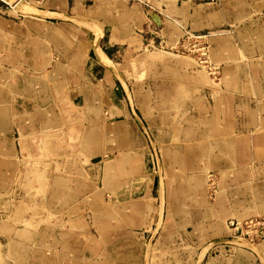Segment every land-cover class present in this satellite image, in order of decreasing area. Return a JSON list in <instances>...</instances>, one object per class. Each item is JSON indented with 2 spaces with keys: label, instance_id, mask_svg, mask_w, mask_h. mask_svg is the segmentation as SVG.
<instances>
[{
  "label": "crops",
  "instance_id": "crops-1",
  "mask_svg": "<svg viewBox=\"0 0 264 264\" xmlns=\"http://www.w3.org/2000/svg\"><path fill=\"white\" fill-rule=\"evenodd\" d=\"M27 1L42 13L72 14L97 20L102 24V34L100 28L95 31L64 22L26 17L17 13L5 0H0V176L4 178V183L11 180L13 173L20 169V156L27 158L35 153L29 150V139L42 137L39 135L46 130L60 128V123L64 121L59 116L63 112L59 105L58 112L50 96L44 95V75L51 79L50 89L60 95L65 86L58 82V78L65 71L70 74L72 69L80 74L92 63L93 58L102 68L113 72L112 65L123 64L130 51L140 48L167 50L165 46L177 42L184 29H189L207 34L212 59L220 66L224 86H216L214 80L189 57L173 55L166 62L173 65L170 69L180 75L182 81L175 82L176 93L171 96L174 99L165 97L164 91L165 94L160 93L164 108H179L183 104L188 108L190 118L200 122L202 120L208 126H186L184 129L174 127L176 130L166 126L162 127L157 136L159 142L164 144L161 152L168 188V221L163 227V240L159 241L152 262L195 264L198 254L208 242L230 237V221L259 216L264 218V165L249 163L247 152L250 149L237 145L239 139H246L249 134L246 131L248 123L261 130L258 124V121L264 120L261 111L259 114L253 111V119L241 116L238 131L213 132L212 125L216 117L214 111L219 113L221 122L229 121L230 114H227L224 107L237 106L239 99V107L245 106L244 101L251 99L256 100L257 106L264 105V0H92V3H89L91 0ZM149 12L158 15V24L149 16ZM100 39L101 49L98 46ZM156 57L157 53L145 55L148 62H153ZM147 85L143 89L148 90L151 96L156 95L152 91L153 85L155 89H160L157 80H150ZM157 98L150 102L152 107L160 105ZM67 100L65 110L69 112V107L77 104L74 100ZM101 105L106 107L108 115L117 113L116 117L122 118L119 122L129 118L128 100L123 101L118 97L115 102L110 95H105ZM155 114L154 109L149 115ZM94 133L93 130L90 132V139L95 138ZM129 154L133 157L135 150L132 153L120 151L115 159L104 163L101 180L108 182V191L109 187L116 193L119 191L122 186L118 179L124 171L134 173V170L140 169L126 165ZM215 169L220 176L219 193L216 194V200L210 202L204 187L205 174ZM111 171L117 180L110 184L113 175ZM42 177L38 173L37 181ZM53 178L54 183L66 181L65 176L56 175ZM155 182L159 181L152 179L151 184L145 187L147 191L143 189L141 195L149 196L150 199L141 200L138 197L130 206L118 200L114 207L102 205L99 209L92 208L93 220H111L110 223L120 224L123 221L121 217H125L124 212L129 211V217L147 220L150 225L156 212L153 200L157 199L155 195L159 192V185ZM64 185L67 189L62 190L63 194L57 189L51 191L49 203L53 207L60 195H63L65 201L74 198L71 194L74 189ZM102 187L105 188L104 183ZM103 189H100L99 195L101 203ZM2 207L0 246L3 245L1 240H6L8 250L14 244L19 248L25 247L21 251L27 252L26 242L12 243V236L20 230L11 223L12 209L5 211ZM26 207L27 204L23 202L22 208ZM68 212L71 214L72 209L69 208ZM178 217L182 218L181 221L176 220ZM35 221L36 214L29 219V222ZM68 223V229L64 232L66 235H77L79 230L80 235L89 240L92 238L88 237L89 222L86 219L68 220ZM178 223L181 225H175ZM25 231L35 232L28 229ZM256 245L264 252V238L257 241ZM95 246L92 245V248ZM245 248L230 243L215 244L208 251L203 264H260V258ZM26 264H30L29 261Z\"/></svg>",
  "mask_w": 264,
  "mask_h": 264
},
{
  "label": "rangeland",
  "instance_id": "rangeland-1",
  "mask_svg": "<svg viewBox=\"0 0 264 264\" xmlns=\"http://www.w3.org/2000/svg\"><path fill=\"white\" fill-rule=\"evenodd\" d=\"M9 1L13 2L12 0ZM89 3H92V0ZM25 5L30 6L28 3ZM14 10L26 17L36 16L30 15L18 7ZM37 18L47 19L38 16ZM47 20L73 24L78 28H91L95 31L102 27V24L97 20L87 17L48 18ZM150 53H157L153 62H148L145 59V55ZM173 55L191 58L198 68L214 80L216 86H224L221 74L214 78L205 68L200 67L192 56L177 54L169 50H144L143 48L130 51L123 64L112 65L113 72L102 68L93 58L92 63L80 74L75 73L72 69L70 74L65 71V74L58 78V82L65 86L60 95L50 89L51 79L44 75L46 88L44 95L50 96L58 112L57 104L59 105L63 111L62 115L59 116L64 121L60 123V128L46 130L42 135H39L42 137L29 139V150L32 149L35 153L28 155L27 158H24L23 155L20 156V169L13 173L11 180L4 183V178L0 176V206L2 205L5 211L12 209L11 223L13 227L15 226L20 230L12 236L11 241L12 243L21 241L27 244V252L21 251L25 247L19 248L12 243L10 250H8L6 240H1L3 245L0 246V264H26L28 261L30 264H133L134 262L136 264H153L152 257L164 234L163 227L168 221V217H166L168 188L161 152V147L164 144L159 142L157 136L162 127L166 126L172 130H176L174 127L184 129L186 126L195 128L208 126L202 120L200 122L198 119L190 118L188 108L185 105L182 104L179 108L175 106L167 108V113L163 102L160 101L159 95L164 92L166 93L165 97L170 100L174 99L171 96L176 93L175 82L182 81L181 76L173 73L170 69L173 65L166 64ZM63 61L67 62L68 60ZM30 70L32 69L30 68ZM150 80L153 82L157 80L160 89H164L162 91L159 88L155 89L156 87L153 85L152 91L156 94L153 95L154 98L148 90L143 89L144 87L147 88ZM105 95H110L115 102L118 97L123 101L128 100L129 118L119 122L122 118L116 117L117 113L113 114L112 112L111 115H108L106 107L101 105ZM156 97H158L160 105L152 107L150 102ZM67 99L74 100L77 104V106L69 107L71 109L69 112L65 110L67 108L65 106L68 105ZM238 102L240 99L237 100V106L224 107L227 114H230L227 122H221L219 113L214 111L216 117L212 120L213 132H224V130L227 132L233 129L238 131L241 116L253 119L255 117L253 111L258 112V114L261 111L262 117H264V105L257 106L255 99L244 101L247 106L242 107H239ZM83 103H86L87 106L85 107ZM154 109L156 114L150 116L149 114ZM205 112L207 113V110ZM224 118L227 117L224 116ZM117 119L118 121H115ZM236 119L237 121H235ZM107 120H109L108 123ZM258 124L261 130L248 123L246 131L249 134H247L246 139H239L237 145L247 146L250 149L247 152L249 163L263 166L264 120L258 121ZM241 128L243 129L242 126ZM92 130L95 132L94 139L89 138ZM68 131L71 133L69 134ZM195 135L198 136V134ZM86 149L88 151L84 152ZM133 150H135V154H132L133 157L129 154L130 157L126 165L140 169L134 170V173L124 171L118 179V183L122 186L119 187V191L116 193L110 187L108 191L106 188L108 182L101 180L102 174H104V163L115 159L120 151L132 153ZM138 152L139 154H137ZM210 172L216 175L219 185V172L216 169ZM210 172L205 174L204 187L208 200L213 202L216 200L219 191L216 196L210 197L208 189ZM259 172L262 171L259 170ZM38 173L43 176L41 179L39 178V181H37ZM112 174L110 184L117 180L114 179V173ZM56 175L65 176L66 181L52 182ZM262 175H264V171ZM154 178L159 181L155 182L159 185V192L157 193L158 196L155 195L157 199L153 200L156 205V217L154 214L150 225L147 220L141 221L138 217H129V211L124 212L125 217H121L123 221L120 224L110 223V219V221L106 220L105 222L93 220L92 208L99 209L102 205L114 207L118 200L123 201L126 206H130L131 202L138 200V197L141 200L150 199L149 196L141 195L144 192L143 189L147 191L148 188L145 187H148ZM103 183L105 188L102 187ZM64 184L70 185L74 189L73 192L71 191L74 198L70 199L71 201H65L63 195L59 196L56 193L59 196L57 198L59 203L56 199V206L53 207L52 203H49L50 193L53 189H57L60 194H63L62 190L67 189ZM101 188H104L103 203H101L102 201L99 202ZM23 202L27 204L26 208H22ZM69 208L72 209L71 214L68 212ZM35 214L37 221L29 222V219ZM82 218L89 222L87 231L90 233L88 237H92L90 240L80 235L79 230L76 232L77 235L64 233L68 229V220ZM181 219V217L176 218L177 221H181ZM175 225L180 226L181 224ZM189 227L192 226L189 225ZM22 229L24 231L21 232ZM25 229L35 232L25 231ZM95 244L96 246L92 248V245ZM237 246L244 248L240 244ZM249 250L260 258V264H264V258L258 250ZM259 250L264 254L260 248ZM2 253H5V256H2ZM26 253L27 256H25ZM198 255L195 264H199L203 251ZM206 256L201 264L204 263ZM165 264H171V262Z\"/></svg>",
  "mask_w": 264,
  "mask_h": 264
},
{
  "label": "built area",
  "instance_id": "built-area-1",
  "mask_svg": "<svg viewBox=\"0 0 264 264\" xmlns=\"http://www.w3.org/2000/svg\"><path fill=\"white\" fill-rule=\"evenodd\" d=\"M165 49L177 54L192 56L198 65L205 68L211 76L214 78L220 76V66L212 59L211 44L207 39V34L184 29L181 38L175 44L165 46ZM209 181V194L210 197H214L219 190L216 175L210 172ZM229 227L231 230L229 238H240L253 244L264 238V218L260 216L242 221H230Z\"/></svg>",
  "mask_w": 264,
  "mask_h": 264
},
{
  "label": "water",
  "instance_id": "water-1",
  "mask_svg": "<svg viewBox=\"0 0 264 264\" xmlns=\"http://www.w3.org/2000/svg\"><path fill=\"white\" fill-rule=\"evenodd\" d=\"M20 1H23L24 3H28L30 4L27 0H14L13 2H10L9 0H7L6 2L11 5L12 7L16 8L17 7V3L20 2ZM31 8H34L31 4L30 6ZM36 9V8H34ZM23 11V10H22ZM37 13L35 14H32V13H29L30 15H36L35 17H42V18H49V19H53V18H63V17H67V18H79L78 16H72V15H53V14H48V13H42L40 11H38L36 9ZM149 16L152 17V19L158 24L159 21H158V15L154 12H149ZM82 19V18H80ZM86 20V19H85ZM89 21V20H88ZM100 30H101V34H102V27H100ZM100 42H101V39L99 40L98 42V46L100 48ZM101 49V48H100ZM218 243H230V244H240L246 248H249L251 250L253 249H256L258 250V252H260L262 254V256L264 257V254L259 250L258 246L256 244H253V243H250L246 240H243V239H240V238H223V239H218V240H215V241H212L210 242L209 244H207L203 250V256L201 257L202 259H200L199 261V264L202 263V260L203 258L206 256V254L208 253V251L211 249V247L215 244H218Z\"/></svg>",
  "mask_w": 264,
  "mask_h": 264
},
{
  "label": "bare ground",
  "instance_id": "bare-ground-1",
  "mask_svg": "<svg viewBox=\"0 0 264 264\" xmlns=\"http://www.w3.org/2000/svg\"><path fill=\"white\" fill-rule=\"evenodd\" d=\"M5 1H7V0H5ZM12 1H14V0H12ZM25 4H26V3H24L23 1H20V2L17 3V7L20 8V9H22L24 12H27L28 14H29V13H32V14L37 13V11H36L34 8L27 7ZM17 11H18V10H17ZM96 43H97V42H96ZM196 62H197V61H196ZM263 258H264V257H263Z\"/></svg>",
  "mask_w": 264,
  "mask_h": 264
}]
</instances>
